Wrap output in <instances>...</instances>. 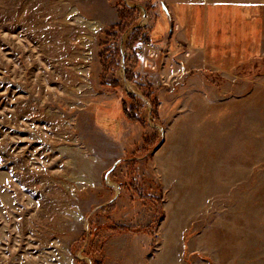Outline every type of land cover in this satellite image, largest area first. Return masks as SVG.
I'll return each mask as SVG.
<instances>
[{
    "label": "rangeland",
    "instance_id": "obj_1",
    "mask_svg": "<svg viewBox=\"0 0 264 264\" xmlns=\"http://www.w3.org/2000/svg\"><path fill=\"white\" fill-rule=\"evenodd\" d=\"M165 10L0 0V264H264V6L228 74Z\"/></svg>",
    "mask_w": 264,
    "mask_h": 264
},
{
    "label": "crops",
    "instance_id": "obj_2",
    "mask_svg": "<svg viewBox=\"0 0 264 264\" xmlns=\"http://www.w3.org/2000/svg\"><path fill=\"white\" fill-rule=\"evenodd\" d=\"M158 1L167 11L161 12L152 35L170 55L183 56L189 70L228 74L260 50L256 18L264 0Z\"/></svg>",
    "mask_w": 264,
    "mask_h": 264
}]
</instances>
